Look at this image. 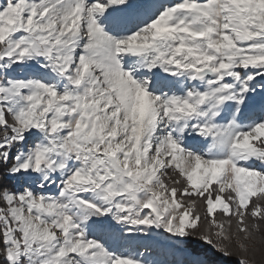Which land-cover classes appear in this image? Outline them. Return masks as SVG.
<instances>
[{
  "label": "snow or ice",
  "instance_id": "snow-or-ice-1",
  "mask_svg": "<svg viewBox=\"0 0 264 264\" xmlns=\"http://www.w3.org/2000/svg\"><path fill=\"white\" fill-rule=\"evenodd\" d=\"M233 259L264 264V0H0V264Z\"/></svg>",
  "mask_w": 264,
  "mask_h": 264
},
{
  "label": "trees",
  "instance_id": "trees-1",
  "mask_svg": "<svg viewBox=\"0 0 264 264\" xmlns=\"http://www.w3.org/2000/svg\"><path fill=\"white\" fill-rule=\"evenodd\" d=\"M188 247H189V249H192V250H194V251H198V252H203V251H209V252H210V250L207 249L206 246H204V247L202 248V247H200V246H198V245H196V244H194V243H192V242H189V243H188ZM213 259H217V258H216V257H213ZM223 263H225V264H229V263L235 264V261H234V259H233V260H231V261H224Z\"/></svg>",
  "mask_w": 264,
  "mask_h": 264
},
{
  "label": "rangeland",
  "instance_id": "rangeland-1",
  "mask_svg": "<svg viewBox=\"0 0 264 264\" xmlns=\"http://www.w3.org/2000/svg\"><path fill=\"white\" fill-rule=\"evenodd\" d=\"M223 264H225V263H223ZM229 264H232V263H229Z\"/></svg>",
  "mask_w": 264,
  "mask_h": 264
}]
</instances>
